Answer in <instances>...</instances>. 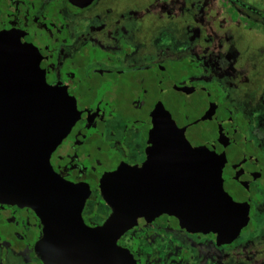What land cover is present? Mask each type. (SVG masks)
<instances>
[{
    "label": "flooded vegetation",
    "instance_id": "1",
    "mask_svg": "<svg viewBox=\"0 0 264 264\" xmlns=\"http://www.w3.org/2000/svg\"><path fill=\"white\" fill-rule=\"evenodd\" d=\"M225 1L264 26V12ZM208 7V0H0V34L25 38L46 88L74 119L49 155L73 189L30 191L59 193L56 216L0 202V264H112L106 223L118 202L138 214L116 240L135 264H264V92L252 100L232 60L246 25ZM176 107L186 134L205 144L206 167L190 176L200 186L194 192L209 196L204 227L183 221L193 191L176 174L172 136L153 131L154 117L171 118ZM211 183L221 189L204 190ZM63 193H76L81 222L72 221Z\"/></svg>",
    "mask_w": 264,
    "mask_h": 264
},
{
    "label": "water",
    "instance_id": "2",
    "mask_svg": "<svg viewBox=\"0 0 264 264\" xmlns=\"http://www.w3.org/2000/svg\"><path fill=\"white\" fill-rule=\"evenodd\" d=\"M28 44L22 35L13 32L0 34V202L31 206L39 216L45 212L56 216L59 193L30 191L73 189L53 172L49 155L68 132L74 119L59 102L56 93L46 88L43 72L40 75L38 67L33 64L26 47ZM177 108L171 109V118L161 114L158 118L154 117V129L169 126L170 131H153L155 135L172 136L174 147L171 149L175 151V164L179 169L176 174L185 179L184 189L193 191L190 193L191 211L183 221L190 226L204 227L208 223L205 215L209 212L204 201L209 196H206L208 193L194 192L200 190V186L190 176L206 167L207 160L202 154L205 144L186 134L175 117ZM218 189L221 186L217 183L204 187V190ZM231 194L233 197L236 193ZM61 199L72 201V221H78L79 215L81 222L75 203L76 193H63ZM228 206H231L230 201ZM228 211L230 218V209ZM135 216L138 214L133 211L126 213L118 202L111 220L106 223V229H111L112 234V264H135L131 255L116 245L117 238L132 226ZM55 221L56 218H53L52 222ZM230 221L233 223L231 218ZM233 231L236 234L239 228Z\"/></svg>",
    "mask_w": 264,
    "mask_h": 264
},
{
    "label": "rangeland",
    "instance_id": "3",
    "mask_svg": "<svg viewBox=\"0 0 264 264\" xmlns=\"http://www.w3.org/2000/svg\"><path fill=\"white\" fill-rule=\"evenodd\" d=\"M247 5L264 12V0H241ZM209 9H217L221 15H233L232 22H237L240 26L246 25L242 39H237L236 44L231 48V52L237 58L232 59L237 62L239 71L238 81L244 85L249 97L256 101L262 97L264 92V26L260 23H249L237 12H232L225 0H208ZM218 3V5H217ZM223 19V25L230 20ZM232 58L231 56H229ZM235 62V63H236ZM236 68V66L234 67Z\"/></svg>",
    "mask_w": 264,
    "mask_h": 264
},
{
    "label": "trees",
    "instance_id": "4",
    "mask_svg": "<svg viewBox=\"0 0 264 264\" xmlns=\"http://www.w3.org/2000/svg\"><path fill=\"white\" fill-rule=\"evenodd\" d=\"M252 11H253L255 14H258V13L260 14V11H258V10H256V9H253Z\"/></svg>",
    "mask_w": 264,
    "mask_h": 264
}]
</instances>
